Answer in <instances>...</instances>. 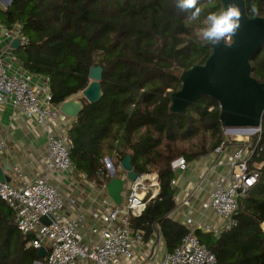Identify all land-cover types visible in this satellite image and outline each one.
Listing matches in <instances>:
<instances>
[{
  "label": "trees",
  "instance_id": "trees-1",
  "mask_svg": "<svg viewBox=\"0 0 264 264\" xmlns=\"http://www.w3.org/2000/svg\"><path fill=\"white\" fill-rule=\"evenodd\" d=\"M243 2L248 18H264V0ZM197 6L195 22L177 0H10L8 9L0 7L2 27L18 31L22 42L14 51L16 62L49 79L53 104L80 95L83 109L68 132L75 172L102 188L111 180L102 161L117 169L128 155L137 175L157 172L158 197L140 218H130V226L143 231L145 241L158 230L168 252L187 232L169 218L177 208L170 163L211 155L224 140L214 99L203 97L183 113L170 111V96L180 90L183 74L211 54L212 45L198 37L206 16L223 10L220 0H198ZM250 64L251 77L264 85V46ZM95 66L102 68L101 97L89 103L81 93ZM261 135L264 139V112ZM255 161L257 183L239 199L230 226L219 237L195 232L216 264H264V144ZM30 239L0 200V264H46L27 245Z\"/></svg>",
  "mask_w": 264,
  "mask_h": 264
},
{
  "label": "built area",
  "instance_id": "built-area-1",
  "mask_svg": "<svg viewBox=\"0 0 264 264\" xmlns=\"http://www.w3.org/2000/svg\"><path fill=\"white\" fill-rule=\"evenodd\" d=\"M4 36L18 39V31H7ZM231 41L232 38L229 43ZM11 69L12 65L0 57V106L9 105L19 110L26 119L34 120L45 130V173L86 180L83 174L75 172L71 161L73 144L68 134L71 125L68 130L64 127L58 131L56 121L62 113L60 106L52 102L49 79L44 77L40 84H35L34 75L11 72ZM230 132L235 137L229 138L223 133L221 146L213 152L215 155L227 154L226 171L217 175L211 192L201 203L202 210L211 212L215 221L201 223L186 218L181 225L187 232L171 252L166 250L157 230L151 236L153 239L148 240L151 245L148 262L142 254L148 241H145L143 231L130 226V218H140L147 205L157 199L160 185L155 172L138 175L134 182L127 181L121 203L115 205L111 201L110 205L91 211L90 223L85 214L76 210L75 200L64 196L46 176L30 181L21 178L16 185L0 182V200L13 211L17 230L23 236H31L27 245L36 251L40 248L46 250V264H216L215 256L199 241L195 232L200 230L219 237L230 226L238 211L239 199L257 183L256 170L260 164L255 160L264 144L261 126L256 129L235 128ZM238 134L243 136L242 140L237 139ZM4 149L5 142L0 141V159ZM102 164L105 178L113 179L118 172L126 179L121 167L115 169L108 159ZM170 168L174 174L184 172L187 162L182 157L176 158ZM171 185L175 186V180ZM100 189L105 191V186ZM182 205L190 207V201L184 200ZM43 217H48V225L41 223Z\"/></svg>",
  "mask_w": 264,
  "mask_h": 264
},
{
  "label": "water",
  "instance_id": "water-1",
  "mask_svg": "<svg viewBox=\"0 0 264 264\" xmlns=\"http://www.w3.org/2000/svg\"><path fill=\"white\" fill-rule=\"evenodd\" d=\"M4 9L10 6V0H0ZM223 9L229 0H220ZM241 8V23L233 34L229 44L221 43L211 46V54L202 66H194L186 71L181 78V88L170 96V111L183 113L186 109L203 97H210L219 104V121L223 128L256 129L261 126L264 112V85L251 77V59L264 46V18H248L243 0H235ZM6 29L0 30L5 34ZM12 50L20 48L19 39L10 43ZM89 85L82 91L81 96L89 103L98 101L101 97L100 81L102 68L95 66L89 69ZM81 101L68 100L61 104L63 115L74 120L81 113ZM121 168L128 182H134L137 173L133 170L130 156L121 161ZM11 168L0 164V182L10 183L6 172ZM110 200L115 204L121 203L123 181L111 179L105 186ZM41 223L49 224L48 217H43ZM264 232V222L260 225ZM46 250H37L38 260L46 257ZM34 264H37L35 262Z\"/></svg>",
  "mask_w": 264,
  "mask_h": 264
},
{
  "label": "crops",
  "instance_id": "crops-1",
  "mask_svg": "<svg viewBox=\"0 0 264 264\" xmlns=\"http://www.w3.org/2000/svg\"><path fill=\"white\" fill-rule=\"evenodd\" d=\"M0 7L3 8L1 2ZM11 39L0 34V57L4 62L12 65L11 72H26L15 60L14 51L10 48ZM44 77L35 76L33 83L40 84ZM68 100L80 101V95ZM67 100V101H68ZM74 119L61 114L56 123L59 125V132L68 130ZM0 141L5 142V149L2 152L0 164L11 168L6 172L13 185L18 184L20 179L27 181L36 177L46 176L48 181L54 184L60 192L76 202V210L86 215L90 223V212L110 205L111 200L106 191L91 185L87 180L80 178H64L55 173H45L43 157L46 151V133L38 127L34 120H28L17 109L9 105L0 106ZM228 153V149H227ZM227 154H211L187 164V170L175 174V202L177 208L169 218L179 224L191 217L201 223L215 221L211 212H204L201 203L204 202L212 190V184L218 174L226 171ZM188 194V195H187ZM124 195L122 191L121 197ZM184 200L190 201V207L182 205ZM153 238L151 237L150 240ZM149 240V241H150ZM149 241L143 249L145 262L149 261ZM151 252V249L149 253ZM141 254V253H140ZM139 255V253H138ZM161 255H159V258Z\"/></svg>",
  "mask_w": 264,
  "mask_h": 264
},
{
  "label": "clouds",
  "instance_id": "clouds-1",
  "mask_svg": "<svg viewBox=\"0 0 264 264\" xmlns=\"http://www.w3.org/2000/svg\"><path fill=\"white\" fill-rule=\"evenodd\" d=\"M198 0H177V7L182 11H189L188 19L198 21L201 9ZM253 14L257 13L255 6L251 8ZM241 23V8L235 0H229L223 10L209 13L204 25L198 33L199 40L204 45L228 44L233 34L239 29Z\"/></svg>",
  "mask_w": 264,
  "mask_h": 264
},
{
  "label": "rangeland",
  "instance_id": "rangeland-1",
  "mask_svg": "<svg viewBox=\"0 0 264 264\" xmlns=\"http://www.w3.org/2000/svg\"><path fill=\"white\" fill-rule=\"evenodd\" d=\"M235 128H223L222 130V133L226 134L229 138H234V134H232L230 131L233 130ZM239 135H236L237 139L240 140V138H243V137H238ZM105 160V159H104ZM110 161V160H109ZM104 164H105V161H104ZM154 173V172H153ZM157 173V172H155ZM122 174L121 173H116V176L113 178V179H118V180H122L123 181V189L126 188V185H127V180L125 178H123L121 176Z\"/></svg>",
  "mask_w": 264,
  "mask_h": 264
},
{
  "label": "bare ground",
  "instance_id": "bare-ground-1",
  "mask_svg": "<svg viewBox=\"0 0 264 264\" xmlns=\"http://www.w3.org/2000/svg\"><path fill=\"white\" fill-rule=\"evenodd\" d=\"M239 136L238 137H243V136H241L240 134H238ZM240 140H242V138H240Z\"/></svg>",
  "mask_w": 264,
  "mask_h": 264
}]
</instances>
